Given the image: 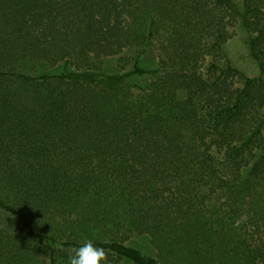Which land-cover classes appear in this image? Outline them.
Wrapping results in <instances>:
<instances>
[{
    "label": "trees",
    "instance_id": "16d2710c",
    "mask_svg": "<svg viewBox=\"0 0 264 264\" xmlns=\"http://www.w3.org/2000/svg\"><path fill=\"white\" fill-rule=\"evenodd\" d=\"M229 12L255 77L200 65ZM89 240L107 264H264V0H0V264Z\"/></svg>",
    "mask_w": 264,
    "mask_h": 264
},
{
    "label": "rangeland",
    "instance_id": "374dc122",
    "mask_svg": "<svg viewBox=\"0 0 264 264\" xmlns=\"http://www.w3.org/2000/svg\"><path fill=\"white\" fill-rule=\"evenodd\" d=\"M225 37L226 40L223 44V53H219L215 50L211 54L206 56V60H201L200 65H207L209 61H216L219 65H224L229 61L235 68L241 70L250 77L258 75L257 65L249 53L246 45L247 34L244 31L239 21H236L231 13H225ZM210 35V36H209ZM203 43L209 41L212 43L213 37L211 34L205 33ZM168 36L163 35V39ZM166 41V40H165ZM162 39L158 38V41L154 43V47L151 52L142 58V65L147 69H157L160 64L159 49H161ZM168 47V55L172 53L173 48L170 49L168 42L165 44ZM138 52L135 50H126L118 56H110L103 59V69L110 73H124L132 69L135 58ZM172 55V54H171ZM203 68V67H202ZM135 100H141L142 97L139 93H135ZM12 225L15 224V220L12 219L10 222ZM127 244L143 250L146 254L155 256L156 252L149 239L145 237L132 236ZM119 264H125L120 262Z\"/></svg>",
    "mask_w": 264,
    "mask_h": 264
},
{
    "label": "clouds",
    "instance_id": "9594fccd",
    "mask_svg": "<svg viewBox=\"0 0 264 264\" xmlns=\"http://www.w3.org/2000/svg\"><path fill=\"white\" fill-rule=\"evenodd\" d=\"M107 252L92 241H85L79 247L68 249V264H107Z\"/></svg>",
    "mask_w": 264,
    "mask_h": 264
}]
</instances>
